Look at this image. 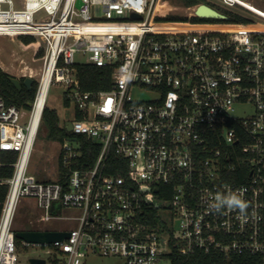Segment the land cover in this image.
<instances>
[{
    "label": "built area",
    "instance_id": "obj_1",
    "mask_svg": "<svg viewBox=\"0 0 264 264\" xmlns=\"http://www.w3.org/2000/svg\"><path fill=\"white\" fill-rule=\"evenodd\" d=\"M80 1L0 0V35H32L44 47L30 108L7 103L0 91V166L17 153L13 175L0 180L8 185L0 264L19 263L15 220L24 200L35 201L38 222H75L52 230L70 232L62 241L19 239L59 264H92L90 256L171 264L172 252L197 250L264 260V9L221 0L250 22H228L226 14L192 22L211 20L197 15L201 2L188 7L189 21L165 22L157 18L168 14V0ZM167 23L242 28L156 27ZM85 64L114 68L111 88L84 90L78 66ZM55 83L74 105L70 132L99 150L84 165L83 142L66 138L55 176L41 178L30 162ZM230 191L243 193V217L209 211L215 195Z\"/></svg>",
    "mask_w": 264,
    "mask_h": 264
},
{
    "label": "trees",
    "instance_id": "obj_2",
    "mask_svg": "<svg viewBox=\"0 0 264 264\" xmlns=\"http://www.w3.org/2000/svg\"><path fill=\"white\" fill-rule=\"evenodd\" d=\"M173 3H178L185 7L193 6L195 4L205 2L203 0H172ZM197 10V9H196ZM200 15H211L210 12L204 10L199 11ZM229 16L228 22L233 23H248L250 19L240 13H224ZM159 21L165 22H187L189 17L181 14H166L157 18ZM213 20L200 19L193 17L192 22H209ZM166 29L177 28H190L188 24H167L163 25ZM223 28H232V26H222ZM25 47L34 46L37 49V55H43V49L39 41L32 35L18 36ZM114 68L112 67H99L92 64H85L78 66V72L81 80V84L84 90H109L112 84V73ZM12 75L5 71L0 66V91L6 102L9 104H15L19 107L29 109V102L34 100L37 84L35 83L32 90H29L25 85L19 90L11 81ZM22 81L24 79H21ZM66 106H70L67 100H64ZM78 117V111H76ZM70 121V120H69ZM43 125L46 128V138L51 141L63 142L66 138H76L80 142L82 141L83 147V160L84 165L92 164L95 162L98 155V146L92 141L87 140L80 135H74L67 130V122H62L58 111L47 104L43 113ZM17 153H9L4 158L3 164L0 166V180H5L13 175L14 168L12 163L16 160ZM114 161H117L116 156ZM110 172H121L115 168H111ZM162 189L160 188V191ZM8 192V185L0 183V218L2 213V206L5 201ZM161 193V192H160ZM39 231L40 229H22ZM17 243L20 244V240L16 238ZM171 264H264V260L261 257L246 256V255H230L226 256L220 252L206 253L200 250L194 251L190 254H181L178 251H174L170 254ZM47 264H59L58 259L55 257L48 258Z\"/></svg>",
    "mask_w": 264,
    "mask_h": 264
},
{
    "label": "rangeland",
    "instance_id": "obj_3",
    "mask_svg": "<svg viewBox=\"0 0 264 264\" xmlns=\"http://www.w3.org/2000/svg\"><path fill=\"white\" fill-rule=\"evenodd\" d=\"M209 6L219 10L223 13H230L231 7L226 6L221 0H203ZM253 4L261 9H264V0H253ZM168 14H181L188 16L191 9L180 4L173 3L172 0H168ZM225 15V14H224ZM217 21L216 19H211ZM36 39L44 47L38 37ZM43 55H37V49L34 46L25 47L18 37L1 36L0 35V66L10 73L12 76L19 79L26 77L37 78L39 77L41 68L43 66ZM78 60L84 61V58L78 55ZM138 98H150L151 95L143 93V91L137 90L134 92ZM48 105L55 108L62 122H68L73 119L74 105L69 107L64 104V86L60 84H53L51 86L48 98ZM60 151V145L58 141H51L46 138V128L42 125L39 135L37 137L34 151L30 162V172L37 176L44 178L55 176L56 164ZM28 203H31L27 209L31 213L25 211V207ZM28 210V211H29ZM39 210L36 207L35 201H27L21 205L16 220L15 229H40V230H70L75 226L74 221L66 220H53L51 222H38L37 218ZM74 211L70 209H64V213L69 215ZM42 246L23 245L19 244V263L18 264H30L31 258H49V255ZM92 264H124V260L118 257L109 256H90L88 258Z\"/></svg>",
    "mask_w": 264,
    "mask_h": 264
},
{
    "label": "water",
    "instance_id": "obj_4",
    "mask_svg": "<svg viewBox=\"0 0 264 264\" xmlns=\"http://www.w3.org/2000/svg\"><path fill=\"white\" fill-rule=\"evenodd\" d=\"M78 4H81V1L79 0ZM208 11L211 13L209 16H204L200 15L199 11ZM196 13L199 17L201 18H211V19H216V20H224L225 15L218 12L214 8L210 7L207 4H201L196 10ZM137 18L140 17L139 14L135 15ZM12 83L19 89L21 90L23 85H25L29 90L33 89V86L35 84V79L32 77H26L22 81L21 79L12 76L11 77ZM32 102H29V106H31ZM67 130L71 131L72 130V122L68 121L67 122ZM15 236L18 239H22L27 241L28 243H33V244H45V243H54L56 241H62L65 238L70 237V232L68 231H52V230H39V231H31V230H17L15 232ZM31 264H46L47 261L45 258H31L30 259Z\"/></svg>",
    "mask_w": 264,
    "mask_h": 264
},
{
    "label": "clouds",
    "instance_id": "obj_5",
    "mask_svg": "<svg viewBox=\"0 0 264 264\" xmlns=\"http://www.w3.org/2000/svg\"><path fill=\"white\" fill-rule=\"evenodd\" d=\"M209 211L220 213L222 210L227 209L239 210V213L243 217L248 203L243 199L242 192H228L227 194H217L208 205ZM246 218V217H245Z\"/></svg>",
    "mask_w": 264,
    "mask_h": 264
},
{
    "label": "bare ground",
    "instance_id": "obj_6",
    "mask_svg": "<svg viewBox=\"0 0 264 264\" xmlns=\"http://www.w3.org/2000/svg\"><path fill=\"white\" fill-rule=\"evenodd\" d=\"M168 5H166L167 7ZM207 16V15H204ZM167 24H179V25H185L183 23H167ZM167 24H160L157 25L156 27L158 29H163V30H170V31H185V30H189V29H222V30H239L242 27L238 26V25H228V24H218V25H208V26H193L188 24L189 26H191L190 28H177V29H166L165 27H163V25H167ZM222 26H232V28H223Z\"/></svg>",
    "mask_w": 264,
    "mask_h": 264
}]
</instances>
